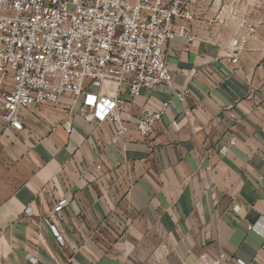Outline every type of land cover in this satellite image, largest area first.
Here are the masks:
<instances>
[{"label": "crops", "instance_id": "0c3cea01", "mask_svg": "<svg viewBox=\"0 0 264 264\" xmlns=\"http://www.w3.org/2000/svg\"><path fill=\"white\" fill-rule=\"evenodd\" d=\"M213 1L167 44L173 85L123 92L125 137L71 94L24 110L21 131L0 116V264H264V3ZM243 17L256 32L232 63ZM165 102L140 135L141 108Z\"/></svg>", "mask_w": 264, "mask_h": 264}, {"label": "built area", "instance_id": "2783aa9c", "mask_svg": "<svg viewBox=\"0 0 264 264\" xmlns=\"http://www.w3.org/2000/svg\"><path fill=\"white\" fill-rule=\"evenodd\" d=\"M203 1L0 0V116L6 126L21 131L24 110L58 105L63 95L71 94L82 98L86 121L110 120L116 125L114 140L125 137L129 122L121 115L123 92L136 99L143 89L173 85L165 59L167 44L178 36L192 37V22L207 10ZM222 10L219 2L217 17ZM239 26L245 33L231 40L232 63L239 61L249 35L256 32L247 17ZM92 86L99 90L92 91ZM175 95L183 99L186 93ZM168 105L141 108L136 121L140 135L151 134ZM66 204L60 201L56 210ZM240 209L238 203L233 206L235 212ZM51 230L64 244L55 224Z\"/></svg>", "mask_w": 264, "mask_h": 264}, {"label": "rangeland", "instance_id": "374dc122", "mask_svg": "<svg viewBox=\"0 0 264 264\" xmlns=\"http://www.w3.org/2000/svg\"><path fill=\"white\" fill-rule=\"evenodd\" d=\"M248 1H251L252 3H253V0H248ZM261 2H263L264 3V0H261ZM263 6H264V4H263ZM251 7V5L246 9L247 11H250V14L251 15H253V13H254V9L253 8H250ZM258 12H257V11ZM255 11L257 12V14L259 15V13H261V8H259V9H256ZM264 12V11H263ZM264 14V13H263ZM250 44H253L252 42H251V40H250ZM248 45V44H247ZM248 46H246V48H247ZM256 47H258V46H256ZM258 48H261L262 50H264V39H263V44H262V46H260V47H258Z\"/></svg>", "mask_w": 264, "mask_h": 264}]
</instances>
